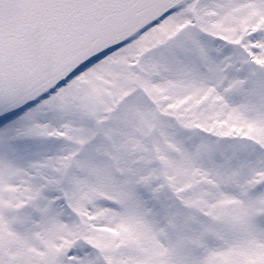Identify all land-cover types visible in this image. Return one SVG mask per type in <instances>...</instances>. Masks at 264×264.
I'll return each instance as SVG.
<instances>
[{"label":"snow or ice","instance_id":"6c2138e0","mask_svg":"<svg viewBox=\"0 0 264 264\" xmlns=\"http://www.w3.org/2000/svg\"><path fill=\"white\" fill-rule=\"evenodd\" d=\"M0 264H264V0H0Z\"/></svg>","mask_w":264,"mask_h":264}]
</instances>
